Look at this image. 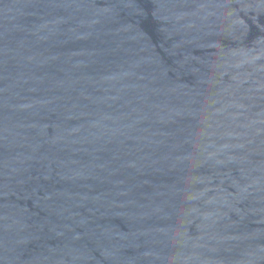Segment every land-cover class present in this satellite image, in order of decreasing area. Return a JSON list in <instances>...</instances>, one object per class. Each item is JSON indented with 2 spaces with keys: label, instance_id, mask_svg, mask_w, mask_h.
<instances>
[{
  "label": "water",
  "instance_id": "obj_1",
  "mask_svg": "<svg viewBox=\"0 0 264 264\" xmlns=\"http://www.w3.org/2000/svg\"><path fill=\"white\" fill-rule=\"evenodd\" d=\"M0 264H264V0H0Z\"/></svg>",
  "mask_w": 264,
  "mask_h": 264
}]
</instances>
